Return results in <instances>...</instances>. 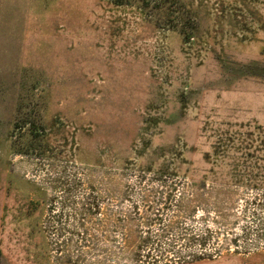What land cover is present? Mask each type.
<instances>
[{
  "label": "rangeland",
  "instance_id": "1",
  "mask_svg": "<svg viewBox=\"0 0 264 264\" xmlns=\"http://www.w3.org/2000/svg\"><path fill=\"white\" fill-rule=\"evenodd\" d=\"M0 264H264V0H0Z\"/></svg>",
  "mask_w": 264,
  "mask_h": 264
}]
</instances>
